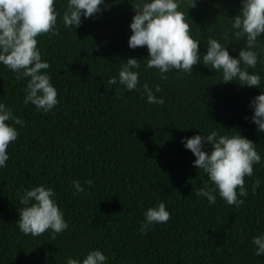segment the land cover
Segmentation results:
<instances>
[{"label": "trees", "instance_id": "obj_1", "mask_svg": "<svg viewBox=\"0 0 264 264\" xmlns=\"http://www.w3.org/2000/svg\"><path fill=\"white\" fill-rule=\"evenodd\" d=\"M135 3L105 0L106 10L82 18L74 30L58 17L55 35L37 37L59 101L48 113L24 105V81L0 66V100L24 121L15 126L18 138L9 145L7 167L0 169V264H65L66 256L91 249L101 250L108 264H264L251 244L264 232V133L245 119L260 89L222 83L202 64L192 74L169 73L167 81L142 65L141 84H159L164 103H146L139 91L117 98V85L108 79L128 58L147 56L144 48L127 46ZM64 4L56 0L61 12ZM187 7L182 10L193 34L201 33L203 52L206 37L220 38L240 4L197 0L196 7ZM231 43L235 56L242 42ZM250 71L260 72L264 83V63ZM213 128L252 140L262 157L245 178L249 191L239 207L219 198L210 205L194 194L206 177L193 167L195 157L181 138ZM86 179L94 181L84 185L87 194L73 196L71 182ZM256 179L261 184L253 194ZM38 184L53 188L68 222L55 239L47 232L24 235L16 226L19 194ZM161 201L170 219L141 234L144 210Z\"/></svg>", "mask_w": 264, "mask_h": 264}, {"label": "clouds", "instance_id": "obj_2", "mask_svg": "<svg viewBox=\"0 0 264 264\" xmlns=\"http://www.w3.org/2000/svg\"><path fill=\"white\" fill-rule=\"evenodd\" d=\"M185 4L187 9L194 8L197 0H136L132 5L135 14L128 25L131 35L127 46L142 47L147 56L140 61L128 58L107 83L117 85V98L125 92L139 91L146 103L162 105L163 96H157L160 85L141 84L142 65L156 70L159 79L167 81L169 73L192 74L193 66L202 64L218 73L222 83L235 82L237 86L260 89L249 101L251 116L245 119L255 126L256 132L264 133V90H261L264 83L260 72L250 71L258 62L264 63V40L261 39L264 37V0H239V11L228 18V28L220 38L207 36L203 52L199 50L201 33L193 34L187 12L182 10ZM106 8L105 0H65L62 12L56 7V0H0V66L12 72L17 82L24 81V105L31 104L36 111L48 113L59 102L48 71L50 64L42 59L37 37L55 35L58 17L64 28L74 30L82 18L95 17ZM232 40L242 42L235 56L229 52ZM16 125L23 126L24 121L0 100V169L7 167L9 145L18 138ZM229 132L221 134L213 128L207 134L200 131V134L182 137L181 143L195 157L191 162L193 167L206 177L194 194L206 198L210 205L219 198L227 205L239 207L249 191L245 178L253 176V167L262 164V157L252 140L236 131L231 135ZM71 183L72 195L77 196L87 194L84 185L91 187L94 181ZM260 184L259 179L252 181L253 194ZM18 201L22 207L18 210L16 226L24 235L38 237L47 232L55 239L68 228L52 187L38 184L24 189ZM143 217L138 230L146 234L154 226L167 223L170 213L161 201L144 210ZM251 244L254 256L264 255V232L253 236ZM64 260L65 264H108V257L99 249L88 250L81 257L66 256Z\"/></svg>", "mask_w": 264, "mask_h": 264}]
</instances>
